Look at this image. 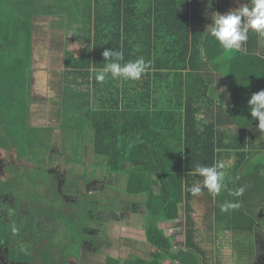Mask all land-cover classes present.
<instances>
[{
  "label": "trees",
  "instance_id": "obj_1",
  "mask_svg": "<svg viewBox=\"0 0 264 264\" xmlns=\"http://www.w3.org/2000/svg\"><path fill=\"white\" fill-rule=\"evenodd\" d=\"M229 2L0 0V156L5 153L10 160L1 167L0 207L7 194L17 196L18 207L25 206L27 195L18 192H23L21 187L28 190V179L34 181L33 193L41 196L36 203L28 199L26 210L34 211V204L37 212L31 220L28 214L31 227L27 229L37 231L38 225L43 228L38 233L45 231L48 225H55L51 220L55 212L64 214L59 206V201L63 203L61 190L53 187L50 195L42 193L55 180L49 165L63 163L71 174H77L76 167L82 166L78 180H88L90 170L95 177L114 175L118 193L124 180V194L141 198L138 203L130 202L138 204L145 218V238L153 251L148 259L135 256L125 264H225L218 244L224 235L230 238L233 264H255L257 228H264V133L251 116L248 101L264 90V36L249 32L239 52H225L208 27L216 14H225ZM66 16L81 17L80 27L75 29L80 37H65L77 47L66 50L58 81V101L64 103L62 109H71V117L59 126H33L31 86L37 21L52 17L58 20V24L53 22L55 26L67 30ZM105 49L122 51V64L143 57L151 67L138 81L109 75L104 83H98L94 73L106 63ZM78 88L86 90V101L77 107L73 94ZM58 136L61 143L54 149ZM87 146L91 165L83 160ZM62 150L68 152L61 154ZM23 159L30 162L32 174L14 168ZM218 161L225 164L227 189L219 196H212L207 189L191 194L187 189L193 185L203 188V178L191 175L192 169ZM0 163H5L2 157ZM10 172L17 177L11 178ZM44 174L50 178L36 185L35 175ZM240 187L245 189L242 196L229 195ZM48 199L58 200L54 209ZM227 201L239 202L240 207L221 211ZM89 204L83 203L82 214L66 213L70 221L68 227L62 224L66 231L55 225L58 251H49L48 262L53 258L60 264H90L89 253L95 260L101 259L104 248L96 246L106 233L101 228L90 229L89 222L95 220L101 227L107 215L105 210L90 209ZM200 207L205 209L203 214ZM40 216L48 221L40 222ZM1 217L0 210V246L1 234L8 230V221ZM180 220L185 230L184 249H176L175 237L167 234ZM16 242L17 246L10 248L14 261L31 264L28 252L45 256V243L35 246L42 251L30 252L24 237L17 236ZM55 255L63 259L57 261ZM108 260L121 264L120 257L109 255Z\"/></svg>",
  "mask_w": 264,
  "mask_h": 264
},
{
  "label": "rangeland",
  "instance_id": "obj_2",
  "mask_svg": "<svg viewBox=\"0 0 264 264\" xmlns=\"http://www.w3.org/2000/svg\"><path fill=\"white\" fill-rule=\"evenodd\" d=\"M78 18L81 17H77V16H66V19L64 20V22L67 24V30H65V28H60L59 26H55L53 22H55V24H58V20L53 19L52 17H45V18H40L37 21V28H36V32H35V38L33 41V49H34V58H33V80H32V86H31V99H32V106H31V125L33 126H59V124L63 121H68L71 117V109L70 108H64L62 109L61 107H64V103L62 104L59 103L58 101V97H57V93L59 90V86H58V81L62 78V73L64 71V56H65V52L68 49H72L75 51L77 45L76 44H68L67 40H65V37H70L73 38L75 40H77L80 36L75 35V29H77L78 27H80V24L78 22ZM76 37V38H75ZM263 41V45H264V38L262 39ZM84 91H86L85 89H77L78 93H74L73 95H75V103L77 102V107L78 106H83V104L86 101V96L84 95ZM72 95V94H71ZM66 96V95H65ZM227 97V95H226ZM65 99H68V101H70V97H67ZM67 101V102H68ZM62 105V106H61ZM54 135V134H53ZM58 134L54 135V137H56ZM61 140L59 138V136L56 138V140L54 141V149L56 148V145H60ZM64 146H69V143H65L63 144ZM55 151V150H54ZM68 151L62 150L60 151V153H65ZM57 153V152H56ZM84 157L83 160L85 159L87 162L90 163V165L92 164V154H91V150L89 149V146H87L85 152H84ZM71 153H68V155L70 156ZM2 160L6 163L9 164L10 160H8V158L5 156L4 154H1ZM59 162H62L61 160H59ZM28 163H30L27 159H23L21 160V162L19 163L20 166L18 167H14L15 169L20 170V173H28V174H32L33 170L32 167L28 166ZM49 164V163H47ZM62 165L59 166L58 168H55L57 165L54 163H52L51 165H49V170H53L54 171V175L52 176V178H54L56 180V182H58V179L63 178L64 179V183L62 185V194L64 196V206H65V210L69 212L70 209H76L79 208L83 209V203L84 201H93L94 203H96L94 206V208H99L104 210V206L106 205L104 203V201L107 202L106 207L109 206L110 201L112 200H118L119 202H123V201H127L128 202H135L134 198L130 197V199L128 198V196H126V194H124L123 189L125 186V181L122 180L120 181V185L118 184V182L116 181L115 187H120L121 189L120 192L123 193H118V188H114L113 186L110 188L109 186H107L106 183H110L113 181L114 175H111L110 177L107 176L106 174L101 175L103 178V181L101 180V176L99 175V181L103 182V185L106 184L103 187H89L88 188V184L92 185L93 182H91L92 180L96 179L97 180V175L96 177L91 173V170L89 172V179L86 181L83 178H80L79 180L77 179L78 176H81V173L83 172L80 167H76V170L78 171V173H69V170H67L66 166L63 165V163H61ZM83 165V164H81ZM88 169H91L88 167ZM57 170V171H55ZM65 172V173H64ZM10 177H14V175L10 174ZM77 177V178H76ZM27 178V177H26ZM50 178L47 175H43L38 177V175H35V179L36 180V185L40 184L43 182V180L41 179H47ZM40 180V181H38ZM54 180V181H55ZM94 180V181H96ZM29 183V187L28 190H26V188L21 187L23 189V192H18V193H25L27 195V197H25V202L28 201V199L32 198L33 202H37L38 198L41 195H39V193H33V185H34V181H31L30 179H28L27 181ZM122 182V183H121ZM58 184V183H57ZM18 185H15L14 187H17ZM23 186V185H21ZM42 187H44L45 185L42 184ZM103 188V189H102ZM36 189H38L36 187ZM95 189L100 190L97 191ZM43 194H51L52 193V189H48L46 188L45 190H42ZM134 199V200H133ZM49 201L51 208L54 209L55 207V203L58 201H53L51 199H48L47 202ZM77 203V206H71L69 205V203ZM82 204V205H81ZM25 206H27L28 204L25 203ZM33 210L35 212H37V208L36 206H34L33 204ZM204 207H200V212L201 214L204 213ZM34 211H30L29 209V220H31V218L33 217V212ZM75 211H79L78 209H76ZM57 215L55 217H53L51 220H55V225H60L61 230L66 231L64 229V226L68 227V224L70 223V221L68 222V220L66 219V217L68 218L66 213H62L61 211L55 212ZM91 217H93V213H91ZM132 217H124L121 215H116L114 218V221H112L113 223V227L111 228L112 230H109V232L111 233L110 236L114 239L117 240H125V242H129V243H137L134 244L135 246L133 247H126V249H128V252L132 255L133 253L136 252H140L142 253L140 256L142 258L148 259L150 258V256H148L150 253V251H148L147 246L145 245H141L143 244L141 239H139V235H136L139 238H136L134 233L128 229L131 227H128L129 223H133V218ZM126 218V219H125ZM112 223H110V225H112ZM63 224V225H62ZM115 224V225H114ZM51 225H48L45 229V231H41L40 233H36V237H32V234L35 230L33 229H27L28 232H32L30 233L28 236L30 238V241L26 244V247L28 246V248L30 249V252H37V251H42V250H37L35 249V246H40L42 247L44 245V243H46L49 240V237L51 236V234H55L57 228ZM31 227V226H29ZM89 227H91L90 229H94V228H101V227L97 224V221L92 220L89 222ZM172 228L173 231H169V229H167V234L169 236H174V246L176 249H184L185 248V236H184V226H183V220H180L178 223H176ZM39 236H43V239H39ZM257 239H258V255L256 257V261L255 264H264V228L263 227H258L257 228ZM104 240H101V242H103ZM136 241V242H135ZM172 241V240H171ZM224 241L226 242V245H221L222 243H224ZM219 246H221L223 248V262L225 264H233V260H232V250H231V242H230V238L229 236L227 237L226 235L221 236L219 242H218ZM217 244V245H218ZM137 245V247H136ZM24 246V245H23ZM44 251H45V256L44 255H40L41 257L37 258L38 259V264H60V263H54L55 260H50V262H48L47 260L44 261L45 259H48L51 255L49 253V250H47V248L44 246ZM58 251V250H57ZM57 251H53V253H57ZM29 257L31 258V260H29L30 262L34 263L33 261V256L32 254H30L28 252ZM18 257V256H17ZM132 258V257H131ZM55 259L57 261H61L63 258L59 257L58 255L55 257ZM127 260H130V258L127 257ZM56 261V262H57ZM31 263V264H32ZM61 264H69V263H61ZM95 264V263H94Z\"/></svg>",
  "mask_w": 264,
  "mask_h": 264
},
{
  "label": "clouds",
  "instance_id": "obj_3",
  "mask_svg": "<svg viewBox=\"0 0 264 264\" xmlns=\"http://www.w3.org/2000/svg\"><path fill=\"white\" fill-rule=\"evenodd\" d=\"M208 28L210 29V36L225 52H239L247 42L249 32L264 36V0H249L246 5H241L227 14H216L215 20ZM102 55L106 63L94 73L95 80L101 84L106 81L109 75L112 79L138 81L151 67V62H146L143 57L122 64L121 61H123L124 56L123 52L119 50L105 49ZM248 104L251 116L258 120V129L264 133V90L253 94ZM224 169L225 164L222 161L211 166H196L192 169L191 175L203 178V188L196 184L187 190L193 195H199L203 189H207L212 196H219L227 189ZM244 191L245 189L240 187L235 191L230 190L229 195L240 197ZM239 207V202L227 201L221 205V211L227 212Z\"/></svg>",
  "mask_w": 264,
  "mask_h": 264
},
{
  "label": "flooded vegetation",
  "instance_id": "obj_4",
  "mask_svg": "<svg viewBox=\"0 0 264 264\" xmlns=\"http://www.w3.org/2000/svg\"><path fill=\"white\" fill-rule=\"evenodd\" d=\"M4 164H5V166L7 165L6 163H3V164L0 163V174L2 173V171L4 169L2 167ZM59 166L60 165L57 164V166L55 168H58ZM18 171L20 172V170H18ZM55 171H57V170H55ZM52 172L54 173L53 170H52ZM10 174L14 175V177H11L13 179L17 177V174H15V172H12V173L10 172ZM98 176H99V174H97V180L94 179L96 181H94V180L91 181V182H93L92 185L88 184V188L89 187L91 188V187L95 186L97 188L100 187V190H101V187L104 188V186L106 184L110 188L113 186V181L111 182V184L110 183H106V184L103 185V182L101 184V182L99 181V177ZM101 178H102V176H101ZM101 180L103 181V178ZM63 183H64V179L63 178H61V179L59 178L58 182H56V180L52 181L51 182V188L50 187L49 188L52 189V192H53V187L59 189V191H60V190H62ZM95 190L100 192V190H98V189H95ZM16 197L17 196L13 195V194L5 195L4 202H3L2 206L0 207L1 215H2L1 218L5 219L6 221H8V225H7L8 226V230L5 233L1 234V238L3 239V242H2V245L0 246V264H25V263L17 262V261H14L13 259H11L12 257H11V253H10V248L12 249V247L15 248L17 246V242H16L17 236L20 235V237H24V241L26 243H28L30 241V238H29L28 235L30 233H32V232H28V230H27V228L30 226V223L28 222L29 211L26 210L27 206L18 207V203H17ZM62 201H63V203H61V201H59V206L62 205V210L64 211V213H67L68 211H66L64 209L65 208V206H64L65 202H64L63 194H62ZM85 202L86 201H84V203ZM89 202H90V204H89L90 209H95L94 206H96L95 205L96 203H94L92 200L89 201ZM27 203H28V201H27ZM104 203L107 205L106 201H104ZM106 205L103 208H104V210H107L106 213H109V214H105V215H107L106 223L100 224V225H102L101 229H104V231L106 233V237L102 238L101 240H104V241L100 242V244L96 246V249H98L100 246L104 248L100 252L101 259H100V263L98 262L99 264H110V260H108L109 250H108V246L107 245L108 244L110 245L111 242L114 240V238H112L110 236L111 233L109 232V230H112L111 229L113 227L112 221H114L115 216L116 215H121V216L126 217V214H133V210L135 209L133 203L128 202V201H123L121 203V202H119L118 200H115V199L110 201L108 207H106ZM76 209L79 210L78 214H82V209L79 208V206ZM76 209H74V208L70 209L69 212L75 211ZM97 209H99V208H97ZM20 212H21V214H20ZM17 213H19V215ZM103 216H104V214H103ZM78 218H79V216H78ZM38 220L40 222H42V221L47 222L48 221V219L45 218L44 216L38 217ZM110 223H112V225H110ZM35 229H37V231L33 232L32 237H34V235L37 232H39L40 230H42L43 228H40V227H38V225H36ZM60 230H61V228H60ZM57 238H58V230L55 232L54 235L51 234V236L49 237V240L45 243V247L47 248V250H49L51 252L58 250L57 242H56ZM88 244H89V242H88ZM105 245L107 246V248H105ZM39 248H40V246H39ZM97 251H100V250H97ZM32 256H33L34 264H38V259L37 258H39L41 256H39L38 254H32ZM56 256L57 255H55V257ZM94 258H95V256L92 255L90 259L95 260ZM44 261H46V259Z\"/></svg>",
  "mask_w": 264,
  "mask_h": 264
},
{
  "label": "crops",
  "instance_id": "obj_5",
  "mask_svg": "<svg viewBox=\"0 0 264 264\" xmlns=\"http://www.w3.org/2000/svg\"><path fill=\"white\" fill-rule=\"evenodd\" d=\"M247 3H248V0H230V2L228 3L229 8L226 10L225 14H227L229 11L235 10L239 5H246ZM224 91H225V87H224ZM225 115H227V113ZM130 197L135 199V200L133 199L135 201V203H138L139 199H141L140 196H137V197L128 196L129 199H130ZM134 207H136V208L133 210V214H126L127 217L134 216L132 218L134 220L133 223H129V225H128V227H131V228H128V229H130L134 233L136 238L140 237L139 239H141V241L143 243L141 245L147 246V248H148L147 250L150 251V253H148L149 254L148 256H150V254L153 250H152V247L150 246V244L147 243L146 238H145V218H144L143 214H141V212L138 210V208H139L138 204L134 205ZM106 211L107 210H105V212ZM106 214H109V213H106ZM173 229L174 228H171V229H169V231H173ZM136 235H139V237H137ZM137 243H134V244H137ZM134 244L129 243L128 241L125 242V240L121 241V240L114 239L110 245L108 244L109 255H111L112 257H115V258L120 257L121 264H125V262L129 261V260H127V257L130 258V260H132L135 256H140L142 254L140 252H136V253H133L131 255L128 252V249H126V247L127 246L133 247V246H135ZM136 247H137V245H136ZM88 255H89L88 257L91 258L92 254L89 253ZM98 262L100 263V260L96 259L94 261L92 260L90 262V264H94V263L99 264Z\"/></svg>",
  "mask_w": 264,
  "mask_h": 264
}]
</instances>
